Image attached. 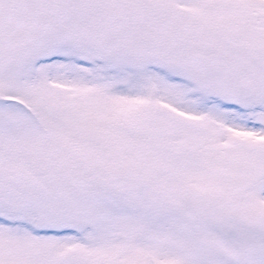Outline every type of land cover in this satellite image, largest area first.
<instances>
[{
	"label": "snow or ice",
	"instance_id": "1",
	"mask_svg": "<svg viewBox=\"0 0 264 264\" xmlns=\"http://www.w3.org/2000/svg\"><path fill=\"white\" fill-rule=\"evenodd\" d=\"M0 264H264V0H0Z\"/></svg>",
	"mask_w": 264,
	"mask_h": 264
}]
</instances>
